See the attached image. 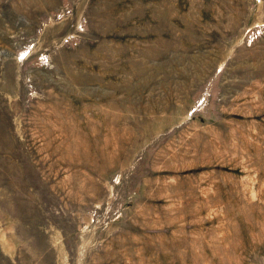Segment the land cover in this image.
Returning <instances> with one entry per match:
<instances>
[{"label": "rangeland", "instance_id": "374dc122", "mask_svg": "<svg viewBox=\"0 0 264 264\" xmlns=\"http://www.w3.org/2000/svg\"><path fill=\"white\" fill-rule=\"evenodd\" d=\"M0 264H264V0H0Z\"/></svg>", "mask_w": 264, "mask_h": 264}]
</instances>
